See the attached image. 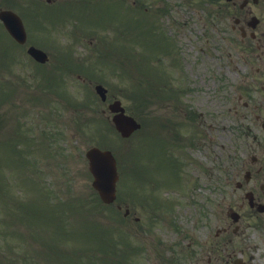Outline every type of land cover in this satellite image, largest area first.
I'll use <instances>...</instances> for the list:
<instances>
[{
    "label": "flooded vegetation",
    "instance_id": "flooded-vegetation-1",
    "mask_svg": "<svg viewBox=\"0 0 264 264\" xmlns=\"http://www.w3.org/2000/svg\"><path fill=\"white\" fill-rule=\"evenodd\" d=\"M40 1L44 22L71 28L72 43L84 22L93 24V0ZM207 6V18L197 13L202 19L195 23H171L169 62L159 59L156 75L160 135H153L161 161L171 162L179 192L188 193L193 165L204 191L195 203L183 197L167 206L158 181L143 179L137 223H154L171 206L187 215L180 216L183 226L163 234L168 242L163 251L173 258L167 261L160 251L156 264H264V0H216ZM43 39L54 44L49 61L34 63L61 82L77 62L73 59L72 70L64 68L70 65L65 46L55 36ZM142 238L149 248L161 246V239Z\"/></svg>",
    "mask_w": 264,
    "mask_h": 264
},
{
    "label": "rangeland",
    "instance_id": "rangeland-1",
    "mask_svg": "<svg viewBox=\"0 0 264 264\" xmlns=\"http://www.w3.org/2000/svg\"><path fill=\"white\" fill-rule=\"evenodd\" d=\"M210 1L216 2V0H104L100 3L93 0V8H91L94 18L93 26H90L86 21L77 29L82 43L74 44L73 47L80 55L81 63L93 61L96 67L89 68L93 64L83 65L84 75H82V79L85 77L87 80H83L80 86L74 87L73 84L72 87L68 86L67 90L63 92L64 95L62 94V87L57 93L60 98L62 97V115L66 119L59 123V127L66 135L65 143L62 140L60 144L61 153H52L54 157H51L50 154H46L49 153L48 151L41 152L39 150L42 174L40 171L38 172L41 177H37V180L39 182L44 180L46 184H49V186L47 185L48 189L51 193L53 189V193L56 195L54 197L55 201L64 199L61 205H59V202L56 203L60 211L53 212L51 210V214L47 216L29 215L26 208L27 204L30 203L33 208L40 206L35 193L37 183L30 175L33 172L27 170L24 156L18 154V158L24 161L22 167L17 158L9 152V144L13 139L17 141L18 139H33V136L29 135L32 126L29 122H26L25 118L27 113L29 114L33 109H36L30 107L33 99L36 97L41 98L50 105L57 98L52 93V87L48 86L44 89L41 76L37 77V81L29 78L28 71L30 69L23 62L22 51L14 49V43L8 38L3 25L0 23V70L3 68L0 71V83L4 86L2 91L0 84V93L2 91L0 98V143L2 142V146H0V197L2 198H0V202L2 200L8 205L6 209L2 208L0 211V218L8 221L10 217L11 223L15 226L5 230L4 233L0 232V237L3 238L4 242L6 234H22L30 231L29 228H26L27 225L21 222L23 220L31 226L33 230L32 238L40 241L44 239V244L34 245L38 247L37 252L36 250L33 252V247L27 246L32 258L37 259V263L33 264H130L131 260H133L131 264H138L139 261L142 263L141 261L145 260L144 256H138L133 249L128 250L127 253L123 252L121 242L118 246L122 235L125 234V228H132L138 234L140 226L133 225L131 223L133 219L125 220L122 214L115 215L114 213H118L115 210L116 207L106 206L98 200L96 194L93 193V178L88 170V162L84 154L88 147L98 143L107 144V148L109 146L115 147L112 149H115L116 155L123 157L121 167L124 169L125 174L121 180H137L138 183L140 178L137 170L140 162L145 165L148 164L147 159L141 160L139 158L138 151L142 152L154 147L153 140H148L147 145L143 146L139 142L138 134H135L131 140H123L115 131L99 126L97 122L100 114L97 111L100 113L102 109H107V104H101V101L97 99L94 85L96 83L105 85L111 96V101L115 98L120 99L127 112L144 123L146 132L143 135H159V122H156L159 117L154 106L158 80L153 73L149 72L147 67L144 68L140 55L146 52L151 59L158 57L156 51L153 52L149 48L151 44L154 48H157L154 35L156 34L155 29L159 30L158 20L161 21L162 29L166 28L168 30L170 29L168 22H174L171 20L172 15L178 16L179 19L185 15L200 13L204 18H207V3ZM26 2L28 4L29 0H21V4L17 3L16 5L14 0H0V8L9 9L15 6L16 8H12L13 10L23 12L22 9ZM168 3L175 6L165 16L163 10ZM146 7H148V14L144 15L142 10H145ZM162 14L163 20L160 17ZM19 15L22 17L25 27L28 28L29 36L39 44L44 43L43 36L45 35H54L57 41L64 42L62 39H67V33L71 29H68V27H52V30L43 29L39 27L40 18L34 21V24H30L25 14L21 13ZM125 19L129 22V28L131 27L130 32H128L129 40L127 44L125 39L122 38L126 30L122 25ZM105 20L110 22L104 23L101 27L100 21ZM139 22L144 23V26H136ZM112 24L114 25L112 26ZM72 30L74 29L72 28ZM136 33L140 34V38H137ZM137 48H139V52ZM130 49L133 50V54L127 56ZM9 51L16 54L18 59L9 61L10 64L6 63L3 67L2 64L5 62V57ZM11 56L13 57V55ZM83 57H85V60H82ZM130 57H133V62L131 65L127 64L128 70L125 71L123 63H130V59H128ZM156 61L157 59L153 60L154 64H156ZM139 65L144 68L142 72L137 70ZM115 68H122L123 73L127 75V80L119 83L114 79L116 74L113 76L111 72ZM129 72H131V77H137V73H140L138 77L143 85L140 89L137 86L132 87L128 76ZM118 79L120 78L118 77ZM92 80L93 85L89 82ZM141 83L138 84L139 87ZM150 88H154L153 93H151ZM139 90L145 91L149 96L142 98L139 95ZM66 95H70L71 98H67ZM84 99L86 100L84 101ZM44 106L47 105L44 104L43 108H39L45 109ZM40 109L37 108V110ZM33 122L39 124L38 119ZM104 138L105 140H103ZM129 148H135L137 154L136 159L131 158L128 164L126 158ZM24 169L26 172H23ZM148 173L147 177L150 178L151 171L148 170ZM8 178L9 182L6 180ZM30 180L32 183L29 182ZM160 184L168 186L167 178L162 177ZM121 186L123 188L120 187V190L124 192L129 190L122 183ZM32 194L34 198L31 196ZM41 194L45 208H47L48 200L42 192ZM137 196L138 194L131 195L128 199L133 201ZM10 197L19 199L18 205H10L12 202L9 200ZM25 197L26 199L29 197L28 202L20 200ZM51 206L52 203L50 202V209H52ZM12 209L13 215L10 214ZM54 215H57L56 218L58 219L53 218ZM31 220L33 224H31ZM124 223L125 225H122ZM107 238L118 247L110 249L103 245ZM10 242L14 243L15 241ZM3 243L0 245V259L3 260L4 264V260L9 259V256L1 257V254H4V250H10L12 247L4 249ZM16 246L20 248L21 245ZM132 246L136 247L135 244H132ZM106 250L109 255H105ZM16 264L24 263L17 262Z\"/></svg>",
    "mask_w": 264,
    "mask_h": 264
},
{
    "label": "water",
    "instance_id": "water-1",
    "mask_svg": "<svg viewBox=\"0 0 264 264\" xmlns=\"http://www.w3.org/2000/svg\"><path fill=\"white\" fill-rule=\"evenodd\" d=\"M0 19L11 36L19 43L26 42L27 34L23 22L15 12L3 10L0 12ZM29 53L38 61L46 60V55L39 49L31 47ZM96 91L103 100H106L107 90L103 86L98 85ZM110 109L112 112L117 113L113 118V122L123 137H129L141 127L133 117L125 115V109L121 106L120 101H116L110 105ZM87 157L90 161V171L95 178L93 186L99 192L104 202H112L116 198L117 182L119 179L117 162L113 153L94 147L87 152Z\"/></svg>",
    "mask_w": 264,
    "mask_h": 264
}]
</instances>
